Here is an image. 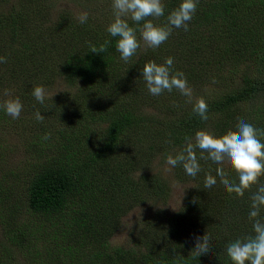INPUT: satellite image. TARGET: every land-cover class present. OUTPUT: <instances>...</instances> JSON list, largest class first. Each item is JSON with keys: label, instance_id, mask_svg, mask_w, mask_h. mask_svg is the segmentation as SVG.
<instances>
[{"label": "trees", "instance_id": "obj_1", "mask_svg": "<svg viewBox=\"0 0 264 264\" xmlns=\"http://www.w3.org/2000/svg\"><path fill=\"white\" fill-rule=\"evenodd\" d=\"M256 3L259 5L258 8ZM256 3L244 4L240 0H199L191 20L192 25L188 28V32L194 34L196 38L185 39V43L192 45L197 43L194 52L199 58L198 44H203L202 40H204V44L209 45L212 36L208 37V32L213 31L214 35L216 32L221 33L220 43L217 41L214 46L216 50L222 49L228 53L233 48V51L239 50V56L244 54V57L250 58L251 62H256L257 58L261 59L257 39L264 34V0H257ZM251 9L254 11L252 12ZM39 17L37 12L34 14L24 6L21 9L12 7L7 11L0 10V31L7 38L4 37V43L1 41L4 50L8 51L4 57L7 60V63H4L6 74L12 76L16 69L26 68L30 62L32 69L40 70V73L31 80L33 86L37 87L49 82L46 76L51 73V78H55L54 73L59 72L58 76L62 77L65 86H77L78 78L83 84L78 86V89L94 99L95 92H100L102 87L106 86L97 79L99 77L113 79V45L111 46L109 35L104 36V33L88 29L86 23L78 21L75 24L72 18L73 22L60 21L48 28L46 30L48 45L42 46L37 40V31L30 32L35 28V26L31 28L34 18ZM64 18L69 20L70 17ZM105 41L109 42L106 51L99 54L90 52V46L98 48ZM261 65L262 62L257 63V66ZM5 78L0 75V84ZM241 85L236 93L231 91L222 101L208 103V111H229L227 106H235L234 102L249 99L258 91H264V75L256 76L254 79H244ZM67 93L69 92L66 90L62 92L55 102L57 104L64 102ZM134 95L135 90L133 97L139 100V96ZM76 101L77 99L73 97V107L77 106ZM90 105L94 104L90 103ZM98 105L101 106V103L98 102ZM111 106L114 108L112 109ZM59 109L63 110L62 107ZM141 115L142 113L131 111L128 103H122L118 108L114 100L108 99L105 102V111L100 116L104 124L102 131L106 133L107 144L104 149H99L100 154H96L98 160L103 159L106 163L112 147L119 146L120 142L124 143L120 148L118 159L119 171L115 172L111 166L105 167V172L109 175L104 182L120 192L122 204L126 203L127 209L131 210L135 207V202L146 200L160 201L163 206L150 211L149 219L136 235L134 243L129 247L112 245L111 237L107 236L109 233L102 234L103 230H109L110 233L115 231L116 221L122 217L121 211L116 213L120 206L116 210L110 209L105 219L99 221L93 212L95 203L91 207L82 202L75 208L67 201L69 195L73 193L100 189V185L105 183L93 184L95 179H88V176H93V171L83 176L80 170L85 163H78L77 157L69 153L67 147L64 151L61 146V150L52 159L46 161L41 168L32 171L30 177L26 179V206L31 212L51 218L53 221L62 218L63 224L59 228L62 227L65 231L75 228L76 231H69V233L73 232V237L69 238L66 247L62 246L59 251L49 252L50 249L47 248L42 236H39L41 244L36 245L34 237H27V229L12 227L2 234L6 239V245H0V262L12 260V264L14 262L16 264H176L179 261V264H231L226 255V245L252 233V225L248 219L250 196L256 192L258 186L253 185L251 190L245 192L243 198H236L234 194L229 195L217 176L218 165L202 159L201 157L206 156L207 153L197 149L196 156L201 171L194 178L190 176L194 184L183 196L179 209L172 213L166 207L170 196L168 183L158 174L144 172L135 175L137 168L128 167L130 163L127 160L133 155L130 153L131 148L136 146L138 141ZM83 117L84 114L78 116L74 113L67 114L66 120L72 118L74 119L72 123H76ZM255 121L258 125L264 124L262 116H257ZM201 124L202 120L192 112L191 104L187 105L163 131L162 147L169 148V152L173 148L179 150L185 144V138L194 137L197 131H206L205 126ZM210 130L212 132L215 128L211 125ZM134 135H136L135 140H133ZM128 137L130 139L125 140ZM167 137L171 139L168 140ZM146 139L152 141L148 136ZM102 155L104 157L100 158ZM208 175L217 180L211 188L204 187ZM179 176L182 180L188 176L182 165L179 168ZM230 179L236 178L233 175ZM259 183L264 184V176L260 178ZM260 218L264 220V210L261 211ZM47 229L48 225L45 224L39 231L45 234ZM205 232L211 237L210 251L207 256L193 259L189 254L195 246L193 238L202 236ZM24 240L33 242H28L22 247L17 245H23ZM72 241H75L80 249L76 258H73L76 251L70 245ZM12 247L20 248L19 251L28 249L33 255L28 260L26 256H21L19 251V255L12 251ZM43 249L46 251L45 255ZM181 256L183 259H180ZM36 257L39 261L30 262Z\"/></svg>", "mask_w": 264, "mask_h": 264}, {"label": "rangeland", "instance_id": "obj_2", "mask_svg": "<svg viewBox=\"0 0 264 264\" xmlns=\"http://www.w3.org/2000/svg\"><path fill=\"white\" fill-rule=\"evenodd\" d=\"M162 2L165 5V15L153 20V23L158 26L166 24L168 14L179 6L181 0H162ZM240 2L248 4L256 3L257 0H240ZM23 6L32 10L34 14L37 12V15L40 16L34 18L31 28L34 26L35 28L30 32L37 31L36 37L42 46L48 45V32L46 31L48 28L60 21L62 23L73 22L72 18L77 24L79 15L82 12H87V28L104 33V36L109 35V40L112 41L113 79L99 77L97 81L105 83L106 86H103L100 92L96 91V97L91 99L78 89V86L83 85L78 78L76 79L77 86L68 87L65 86L62 77L58 76L59 72L54 73L53 77L55 78H51L50 73L46 76L49 82L40 85L46 93L44 103L41 104L32 95L35 86L31 82L32 78L40 73V70L32 69L29 62L26 68H18L12 76H8L5 64L0 63V75L6 77L0 84V100L9 98L3 95L4 90L8 89L11 98H19L23 105L18 119H12L0 110V245H6V239L2 235L5 231L12 227H19L28 230L27 237H34L36 245L41 244L39 236H42L47 248L50 249L49 252L52 250L56 252L60 250V247L67 246L69 238L73 237V232L69 233V231H76L75 228L65 231L62 227L59 228L63 224L62 218L53 221L51 218L28 210L26 179L30 177L32 171L41 168L46 161L52 159L61 150V146L64 151L67 147L69 153L77 157L78 163H85L80 170L83 176L89 175L93 171V176H88L89 180L95 179L93 184L105 183L104 181L109 175L105 172V167L110 168L111 166L115 172L119 171L118 159L120 158V148L124 143L120 142L119 146H113L109 157L104 154L107 155L108 162L105 163L103 159L98 160L96 157V154H100L99 149H104L107 144L106 133L102 131L104 124L101 122L100 116L105 111V102L108 99L114 100L118 108L122 103H128L131 111L142 113L139 116L141 127L138 129V141H136V146L131 148L130 153L133 155L127 160L130 163L128 167L137 168L135 175L145 172L146 174H158L164 179L168 183L167 186L170 187V196L166 207L174 213L182 205L183 196L193 186L194 181L190 176H186V179L183 180L180 178L179 168L181 165L171 168L166 164V156L175 155L178 148H173L169 152V148L162 147L163 131L169 127V122L179 116L190 103H186L187 98L176 90L171 93L165 91L159 96L149 94L141 77V69L149 61H155L159 65L171 57L174 60L173 73H184L189 87L193 90L194 97L203 98L207 104L216 100L222 101L231 91L236 93L242 87L244 79H254L256 76L264 75V34H261L257 39L262 61L257 58L256 62H251L250 58L244 57V54L239 56V50L233 51V48L228 53L222 49L216 50L214 46L217 41L220 43L221 33L216 32L214 35L213 31H209L207 34L208 37L212 36L209 45H205L204 40H202L203 44H198L200 47L197 52L200 56L198 58L194 52L197 43L194 45L185 43V39L196 38V36L188 32L189 30L184 31L181 28L173 29L168 40L156 49L146 48L141 41L142 47L125 63L120 59V53L115 50L118 37L114 38L106 31L114 19L112 0H0V10L7 11L12 7L21 9ZM258 6L256 3V8ZM251 10L254 11V9ZM63 16L70 18L66 20ZM128 23L133 28L138 27L131 20H128ZM191 25L192 21L189 22L188 28ZM27 26L26 22L28 29ZM136 35L140 39L139 31ZM4 37L0 31V57H5L8 52L4 50L1 43V41L4 43L6 38ZM222 51L223 53L219 55ZM198 60L202 62L199 63ZM258 62H262V65L257 66ZM257 71L259 72L257 73ZM65 90L69 92L67 99L57 104L55 100ZM134 90V96L138 95L139 100L133 97ZM73 97L77 99L76 107L72 105ZM98 102L101 103V106L98 105ZM90 103L94 105H90ZM234 104L235 106H227L230 112L208 111L209 118L207 121H202L201 125L205 126L207 132L217 137L222 136L228 130H235L239 120L251 123L257 129H264V124L258 125V122L255 121L257 116H262L264 119V91H258L249 99L234 102ZM61 107L63 110L59 109ZM111 108L114 107L111 106ZM37 111L44 116L43 121L35 119L34 114ZM73 113L77 116L84 114V117L76 123H72L74 120L72 118L66 120L67 114ZM211 125L215 128L212 132ZM166 134L168 135V133ZM46 135H48V139H44ZM147 136L152 141L146 139ZM135 137L136 135L133 140ZM129 139L130 137L125 138V140ZM167 139L170 140L171 137H167ZM261 139L263 141L264 137ZM94 156L96 158L93 160ZM105 184H101L100 189L73 193L69 195L67 201L75 208L82 202L91 207L95 203L93 212L99 221L105 219V215L110 213V209L116 210L120 206L116 213L121 211L122 217L116 221L115 231L110 233L109 230H103L102 234L109 233L107 236L111 237L112 245L129 247L134 243L136 235L149 219L150 211L163 206L160 201L146 200L135 202V207L131 210L127 209L125 208L127 204H122L120 192ZM45 224L48 225V229L45 234H42L39 230ZM149 227L151 228L150 224ZM77 233L80 234V232ZM28 242L33 241L24 240L23 245H17L22 247ZM70 245L76 251L73 257L76 258L80 249L75 241H72ZM11 249L18 255L20 253L21 256H26L28 260L33 255L28 252V249L27 251H19L21 249L18 247ZM42 252L45 255V249ZM36 261H39V258L36 257L30 262ZM12 262V260L8 262L1 260L0 264H12ZM14 264L16 263L14 262Z\"/></svg>", "mask_w": 264, "mask_h": 264}, {"label": "clouds", "instance_id": "obj_3", "mask_svg": "<svg viewBox=\"0 0 264 264\" xmlns=\"http://www.w3.org/2000/svg\"><path fill=\"white\" fill-rule=\"evenodd\" d=\"M199 0H181L179 6L167 16L164 26H158L153 20L165 15V5L162 0H112L113 22L106 31L112 37H118L115 50L120 53V59L127 63L138 49L142 47L156 49L166 42L173 29L188 31L189 22L192 20ZM80 23H86L88 13L82 12ZM131 20L138 27L129 25ZM137 31L140 39L137 38ZM90 46V52L103 53L107 50V44ZM0 63H7L4 57H0ZM173 58H167L163 64L149 61L141 69V77L149 94L159 96L165 91L171 93L178 91L186 97V103L192 104V112L198 115L202 121L208 120V105L203 98H196L189 87L186 77L182 72L173 73ZM3 95L9 97L0 100V110L12 119H18L23 110L19 98H11L10 90L5 89ZM32 95L41 104L46 98L45 89L37 86ZM37 121H43L44 116L39 111L35 114ZM264 129H257L253 124L239 120L235 130H228L222 136H214L211 133L200 130L194 137L185 138V144L175 155H167L165 162L171 168L182 165L188 176L196 177L201 171L196 150L207 153L202 159L210 160L218 165L217 176L229 195L243 198L246 191L257 185V190L250 196L249 222L252 225V233L230 242L226 245V255L231 264H264V220L260 218L264 210V184H260V178L264 176ZM48 135L44 139H48ZM235 176V180L230 176ZM217 183L215 177L208 175L205 179V188H211ZM194 248L190 251L191 258L198 259L207 256L210 251V235L205 232L202 236H195ZM180 259H183L181 256ZM179 264V261L176 262Z\"/></svg>", "mask_w": 264, "mask_h": 264}]
</instances>
